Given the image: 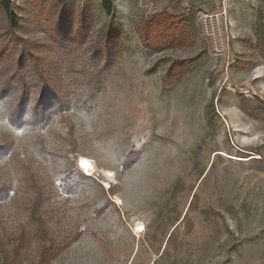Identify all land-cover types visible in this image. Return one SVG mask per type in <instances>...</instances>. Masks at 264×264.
<instances>
[{"label": "rangeland", "instance_id": "rangeland-1", "mask_svg": "<svg viewBox=\"0 0 264 264\" xmlns=\"http://www.w3.org/2000/svg\"><path fill=\"white\" fill-rule=\"evenodd\" d=\"M9 1L2 58L34 56L63 106L13 127L0 101V264H264V0L213 8L217 28L190 0H113L111 17Z\"/></svg>", "mask_w": 264, "mask_h": 264}, {"label": "trees", "instance_id": "trees-1", "mask_svg": "<svg viewBox=\"0 0 264 264\" xmlns=\"http://www.w3.org/2000/svg\"><path fill=\"white\" fill-rule=\"evenodd\" d=\"M101 1L106 15L111 17L114 14L113 0ZM0 11L8 17L10 26L15 29L17 19L11 9L9 0H0ZM152 24L165 30L166 34L164 33L162 36L163 42L170 39L173 44H176L177 38H173L174 34L183 35L185 33V30L183 31L182 29L183 21L165 13L155 17ZM147 28L148 25L146 26ZM107 35H110L109 29H107ZM145 35L146 33L144 32L143 36L145 37ZM145 41V48H150V43L146 37ZM2 54L0 52V65H6V67L0 69V101L5 98L11 100L8 107L9 122L13 127H22L28 124L37 127L43 124L47 113L53 106L57 105L61 108L63 102L45 80L41 64L34 56H31L32 62L30 65L28 64L27 69H24V66H21L19 62H17L18 65L16 63L12 68L6 64L7 60L2 58ZM11 70L14 71L12 72ZM28 114L29 117H27Z\"/></svg>", "mask_w": 264, "mask_h": 264}, {"label": "crops", "instance_id": "crops-1", "mask_svg": "<svg viewBox=\"0 0 264 264\" xmlns=\"http://www.w3.org/2000/svg\"><path fill=\"white\" fill-rule=\"evenodd\" d=\"M192 2V4H195V5H206V7H209L210 9L213 10V8H216V7H220L221 5H223V3H227V6L229 4H234L235 1H238V2H247L246 0H190ZM248 4H256V3H251V2H247ZM259 3V2H258ZM225 5V4H224ZM215 11V10H213ZM212 11V12H213Z\"/></svg>", "mask_w": 264, "mask_h": 264}, {"label": "built area", "instance_id": "built-area-1", "mask_svg": "<svg viewBox=\"0 0 264 264\" xmlns=\"http://www.w3.org/2000/svg\"><path fill=\"white\" fill-rule=\"evenodd\" d=\"M247 2H251V3H258L260 0H246ZM226 11L223 10V11H215V12H212L210 13L209 15L208 14H204L203 15V18L206 20V21H209V22H212L215 24V27H220L223 20H224V17L226 16Z\"/></svg>", "mask_w": 264, "mask_h": 264}, {"label": "bare ground", "instance_id": "bare-ground-1", "mask_svg": "<svg viewBox=\"0 0 264 264\" xmlns=\"http://www.w3.org/2000/svg\"><path fill=\"white\" fill-rule=\"evenodd\" d=\"M86 162V163H85ZM79 167H80V169L82 170V171H84L85 173H87V174H92L93 172H94V165H93V163L90 161V160H88V159H86V158H84V157H82L80 160H79ZM138 230H141L142 229V227H138L137 228ZM138 233V232H137Z\"/></svg>", "mask_w": 264, "mask_h": 264}, {"label": "snow or ice", "instance_id": "snow-or-ice-1", "mask_svg": "<svg viewBox=\"0 0 264 264\" xmlns=\"http://www.w3.org/2000/svg\"><path fill=\"white\" fill-rule=\"evenodd\" d=\"M86 163V162H85ZM109 175H111V173H109Z\"/></svg>", "mask_w": 264, "mask_h": 264}]
</instances>
